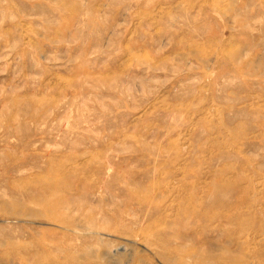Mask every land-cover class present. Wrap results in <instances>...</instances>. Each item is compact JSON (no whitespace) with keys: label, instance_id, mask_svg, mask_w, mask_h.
<instances>
[{"label":"rangeland","instance_id":"1","mask_svg":"<svg viewBox=\"0 0 264 264\" xmlns=\"http://www.w3.org/2000/svg\"><path fill=\"white\" fill-rule=\"evenodd\" d=\"M210 261L264 264V0H0V264Z\"/></svg>","mask_w":264,"mask_h":264},{"label":"bare ground","instance_id":"2","mask_svg":"<svg viewBox=\"0 0 264 264\" xmlns=\"http://www.w3.org/2000/svg\"><path fill=\"white\" fill-rule=\"evenodd\" d=\"M57 187V186H56ZM59 203V202H58ZM52 204H54V203H50L49 205H52ZM53 206V205H52ZM51 209V208H50ZM99 233V232H98ZM150 234V233H149ZM159 239H160V236H159ZM162 239V238H161ZM187 240V239H186ZM162 241V240H161ZM110 244H112L111 242H110ZM187 245V244H186ZM188 247V246H187ZM181 249V248H180ZM113 252V251H112ZM115 253V252H114ZM116 254H117V252H116ZM172 254V253H171ZM164 255V254H163ZM166 255V254H165ZM168 256V255H167ZM170 257V256H169ZM176 257V256H175ZM179 257V256H178ZM162 258H165V257H163L162 256ZM165 260L167 261V262H170V263H177V261L176 260H173V258L169 261L168 259H166L165 258ZM182 263H184L183 261H181ZM216 262V261H215ZM208 264V263H207ZM209 264H218L217 262L216 263H214V262H209ZM240 264H244V263H240Z\"/></svg>","mask_w":264,"mask_h":264}]
</instances>
